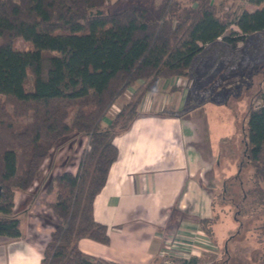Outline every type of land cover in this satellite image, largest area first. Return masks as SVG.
Masks as SVG:
<instances>
[{"label":"trees","instance_id":"trees-1","mask_svg":"<svg viewBox=\"0 0 264 264\" xmlns=\"http://www.w3.org/2000/svg\"><path fill=\"white\" fill-rule=\"evenodd\" d=\"M187 1L165 0L158 16L149 17L134 7L108 12L111 0H0V235H20L15 191L31 186L51 148L73 132L86 135L90 145L75 173L55 177L51 208L58 222L40 264H118L77 245L80 238L109 242L107 226L93 216V201L118 156L113 136L139 114L158 79L191 75L219 38L232 45L224 36L231 25L243 39L264 31V0H246L252 10L230 8L228 0ZM17 38L33 48H14ZM129 88L127 101L109 115ZM246 126L245 156L264 194L262 87ZM197 260L192 255L182 264Z\"/></svg>","mask_w":264,"mask_h":264},{"label":"crops","instance_id":"crops-1","mask_svg":"<svg viewBox=\"0 0 264 264\" xmlns=\"http://www.w3.org/2000/svg\"><path fill=\"white\" fill-rule=\"evenodd\" d=\"M178 83L177 77L158 79L141 99L139 114L113 136L118 156L93 201V216L107 226L109 242L80 238L83 253L118 264H158L170 253L200 257L199 245L208 238L201 213L211 194L202 173L208 160L200 147V126L180 115L186 91ZM132 90L120 96L118 106ZM27 190L15 191L20 235H0V264H40L54 229L35 213L50 210L53 190L43 197L50 202L30 206L23 216L30 204Z\"/></svg>","mask_w":264,"mask_h":264},{"label":"rangeland","instance_id":"rangeland-1","mask_svg":"<svg viewBox=\"0 0 264 264\" xmlns=\"http://www.w3.org/2000/svg\"><path fill=\"white\" fill-rule=\"evenodd\" d=\"M164 1L111 0L106 11L134 7L156 17ZM220 1L215 0L216 4ZM227 4L230 8L254 9L246 0H228ZM234 31L238 28L231 25L224 33L233 39L232 45L219 38L198 59L191 75L177 77L186 91L180 115L200 126V147L208 160L207 171L202 173L211 194L201 209L202 230L208 238L199 245L197 264H264L263 183L255 177L253 165L245 156L246 115L253 97L260 87L264 88V31L245 39ZM13 47L26 50L33 44L17 38ZM30 88L31 84L27 85ZM120 100L117 98L109 114L121 107ZM89 149L88 137L82 133L73 132L59 140L28 188L30 204L21 215L25 216L34 204V209H39L42 201L50 202L43 199L48 191L53 190L54 202L55 177L65 171L75 173ZM35 213L40 215V223L53 226L58 222L51 206L50 210L41 208ZM176 256V264H182L181 255ZM158 264H163L162 260Z\"/></svg>","mask_w":264,"mask_h":264},{"label":"built area","instance_id":"built-area-1","mask_svg":"<svg viewBox=\"0 0 264 264\" xmlns=\"http://www.w3.org/2000/svg\"><path fill=\"white\" fill-rule=\"evenodd\" d=\"M176 254L170 253L168 255H165L162 259V263L163 264H176V262L174 261V259H176ZM178 258V257H177ZM180 258H187L185 256H181Z\"/></svg>","mask_w":264,"mask_h":264}]
</instances>
